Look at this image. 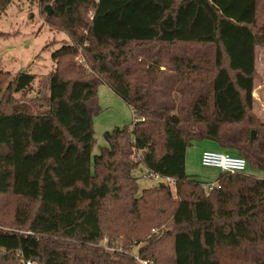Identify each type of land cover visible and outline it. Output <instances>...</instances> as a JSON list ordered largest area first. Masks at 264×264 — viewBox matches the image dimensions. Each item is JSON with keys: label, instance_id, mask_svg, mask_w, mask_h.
Instances as JSON below:
<instances>
[{"label": "trees", "instance_id": "1", "mask_svg": "<svg viewBox=\"0 0 264 264\" xmlns=\"http://www.w3.org/2000/svg\"><path fill=\"white\" fill-rule=\"evenodd\" d=\"M12 2L0 0V16ZM38 2L68 41L39 96L24 98L35 75L22 71L0 98V264H264V121L252 95L264 0ZM100 84L133 119L104 132L91 165ZM203 140L262 175L220 171L206 190L185 171L186 149ZM150 172L173 178L174 196L162 182L141 188Z\"/></svg>", "mask_w": 264, "mask_h": 264}, {"label": "rangeland", "instance_id": "2", "mask_svg": "<svg viewBox=\"0 0 264 264\" xmlns=\"http://www.w3.org/2000/svg\"><path fill=\"white\" fill-rule=\"evenodd\" d=\"M44 9L45 8H42L38 0H13L6 8L5 12L0 16V32L8 34L6 36H0V67L2 73L5 74L3 75L0 73V98L5 92L6 85L17 72H20V70L29 71L35 75L32 81V90L28 91V93L24 95V98L26 100L30 98L31 100V98L38 95L37 91L40 85L42 86L45 81L44 76L52 70L54 66L51 53L59 49L61 42L68 41L66 33L46 23L47 14ZM78 59L83 60V55L79 54L76 58V61L80 62ZM255 60L256 70L259 74V79L255 82V86L259 85L260 89L258 91L264 95V86L262 85L264 83V48H256ZM82 63H84V61ZM14 96H19V93H15ZM97 105L100 110L92 118L94 141L91 149V165L93 164V155L97 154L100 148L106 145L103 136L104 132L111 131L115 127L130 126L133 119L130 107L106 84H100L97 88ZM254 111H257L256 106L254 107ZM261 119L264 120V116H262ZM206 147L207 145L204 143L198 142L186 149L185 171L197 180L206 183L203 186L206 190H209L216 185L215 179L220 170L215 167L204 166L200 163L202 149ZM246 169L256 176L262 175V171L260 170L251 169L249 167ZM135 174L139 175V172L136 171ZM138 183L141 188H144L157 185L159 181L153 178L144 180L142 176H140ZM169 187L174 196V185L170 184ZM164 216L166 223H169L168 210ZM103 223L104 225L107 224L104 219ZM116 239L113 245L121 248L122 243L125 242L122 240L123 237H118ZM170 243V239L166 237L160 242L162 257L168 256L171 247ZM145 244L146 243L138 242L131 245L129 248L126 247L125 251L127 254L137 255V247L144 246ZM144 264H146V262H144ZM227 264L237 263L228 260Z\"/></svg>", "mask_w": 264, "mask_h": 264}, {"label": "built area", "instance_id": "3", "mask_svg": "<svg viewBox=\"0 0 264 264\" xmlns=\"http://www.w3.org/2000/svg\"><path fill=\"white\" fill-rule=\"evenodd\" d=\"M78 61L81 62L82 59H78ZM200 163L204 166L218 168L220 171L241 172L246 169V160L243 157L218 150H203L200 155ZM149 178L166 183L167 185L174 183L173 178L163 177L157 173L150 172L142 175V179L144 180H148ZM26 263L31 264L30 261H26Z\"/></svg>", "mask_w": 264, "mask_h": 264}, {"label": "crops", "instance_id": "4", "mask_svg": "<svg viewBox=\"0 0 264 264\" xmlns=\"http://www.w3.org/2000/svg\"><path fill=\"white\" fill-rule=\"evenodd\" d=\"M264 48V47H262ZM256 59V58H255ZM255 68H256V60H255ZM257 71V70H256ZM258 73V72H257ZM259 75V74H258ZM259 79V78H258ZM256 79L255 82L258 80ZM255 82H254V88H253V92H252V95H253V110H254V107L256 106V110L257 111H254L260 118H262V116H264V95L261 94L258 90L260 89L259 88V85L258 86H255ZM264 86V83L262 84ZM260 85V86H262ZM264 121V120H263ZM201 143H204L205 145H207L206 148L202 149L205 150V149H210V150H216L217 149V145L215 142H212V141H208V140H203V141H200ZM195 143H198V142H195ZM210 146V147H209ZM212 147V148H211Z\"/></svg>", "mask_w": 264, "mask_h": 264}, {"label": "water", "instance_id": "5", "mask_svg": "<svg viewBox=\"0 0 264 264\" xmlns=\"http://www.w3.org/2000/svg\"><path fill=\"white\" fill-rule=\"evenodd\" d=\"M44 8H45V10H46V14H51L52 13V10H51V8H50V5L49 4H47V5H45L44 6ZM20 72H22V70H20ZM255 136V131L254 130H252L251 131V137H254Z\"/></svg>", "mask_w": 264, "mask_h": 264}]
</instances>
